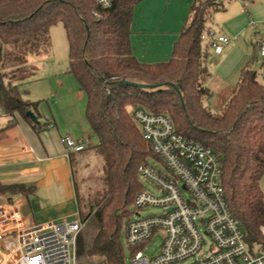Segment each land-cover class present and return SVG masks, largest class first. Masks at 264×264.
<instances>
[{"label":"trees","instance_id":"trees-1","mask_svg":"<svg viewBox=\"0 0 264 264\" xmlns=\"http://www.w3.org/2000/svg\"><path fill=\"white\" fill-rule=\"evenodd\" d=\"M142 1L114 0L105 9L98 0H0V109L11 117L20 113L39 133L48 125L39 120L41 101L26 99L21 85L37 75L29 57L50 51V29L62 22L70 72L85 94L86 119L96 137L79 157L71 155L80 213L75 174L83 159L104 163L100 187L86 198L90 209L76 238L77 264H126L122 233L142 189L139 167L150 157L160 159L133 118L137 107L170 115L177 132L220 156L230 209L248 245L264 249V83L253 67L257 57L213 112L208 104L213 92L205 84L211 43L202 35L228 0H195L171 58L155 63L139 60L131 42L134 10ZM30 110L38 121L27 115ZM0 193L30 199L36 185L0 181Z\"/></svg>","mask_w":264,"mask_h":264},{"label":"built area","instance_id":"built-area-1","mask_svg":"<svg viewBox=\"0 0 264 264\" xmlns=\"http://www.w3.org/2000/svg\"><path fill=\"white\" fill-rule=\"evenodd\" d=\"M113 2L98 0L105 9ZM202 39L211 43L216 54L233 41L214 29L205 31ZM259 52L264 56V41L259 44ZM132 115L166 170L149 160L139 167L140 178L152 182L160 193L142 188L135 198L124 226L126 245L131 250L126 264H264V249L248 245L230 209L220 156L211 147L177 132L168 114L137 107ZM62 140L67 155L91 145L89 138L66 135ZM147 206H164L166 211L142 216L140 209ZM83 226L81 216L72 222L29 224L19 205L10 200L1 203L0 264H77L76 238ZM158 230L163 232L160 251L149 256L143 246ZM205 235L210 236L212 245L203 254Z\"/></svg>","mask_w":264,"mask_h":264},{"label":"crops","instance_id":"crops-1","mask_svg":"<svg viewBox=\"0 0 264 264\" xmlns=\"http://www.w3.org/2000/svg\"><path fill=\"white\" fill-rule=\"evenodd\" d=\"M194 1L143 0L135 7L131 42L139 60L155 63L171 58ZM215 13L224 14L217 19V25L213 23ZM209 27L233 39L221 54H216L210 48L220 61L215 82L218 90L227 91L225 101L239 81L241 70L253 56L257 57L253 67L259 80L264 83V56L259 52V44L264 41V0H228L223 10L213 13ZM52 46L44 55H31L29 62L39 69L54 72L55 88H62L69 81L66 74H72L69 59ZM206 64L208 67V58ZM41 77L37 73L32 82H38ZM210 78L211 75L208 80ZM79 94L80 98H85L84 113L80 110L77 117L68 113L62 118L63 123L53 115H45L39 119L48 125L40 133L20 113L13 117L4 114L5 121L0 124V181L36 185V195L30 199L17 196L11 200L8 195L0 193L3 197L0 204L10 200L19 205L29 224L51 220L58 222L61 218L67 220L68 216L79 213L71 155L79 157L80 154L71 152L67 155L62 140L64 136L71 135L79 140L89 138L91 145L96 143L92 141V130L85 115L86 97L80 88ZM54 103L58 105L60 102L56 99ZM12 121L15 124L10 126ZM261 186L264 191V177Z\"/></svg>","mask_w":264,"mask_h":264},{"label":"rangeland","instance_id":"rangeland-1","mask_svg":"<svg viewBox=\"0 0 264 264\" xmlns=\"http://www.w3.org/2000/svg\"><path fill=\"white\" fill-rule=\"evenodd\" d=\"M204 1V0H203ZM223 13L214 14L213 23L217 25V19ZM51 38L53 43V49H56L58 53H64L65 58L69 59V42L66 36V30L62 22H59L51 27ZM243 38V37H242ZM237 44V42H235ZM233 46V45H232ZM230 46V47H232ZM220 66V61L218 57L210 50V54L208 56V67L211 73V78L208 80L207 85L213 92V98L211 99L212 102L209 105L213 112L219 110L220 106L224 103L225 99L227 98V91L224 89H217L215 79L217 77V67ZM38 75L42 76L41 80L38 82L28 81L23 85V93L27 96L30 100L34 101H41L39 105V112L41 113V117L43 118L46 116L53 115L58 122L63 123V119L66 117L68 113L69 115H73L75 117L78 115V112L82 110L84 113V103L85 98L82 96L80 98L79 94V86L76 78L73 74H66L69 75V81L66 85L62 88H55V80L53 79L54 72H51L48 69L38 68L37 70ZM59 74V73H57ZM61 76V75H60ZM25 91V92H24ZM58 100L60 103L55 105L54 101ZM209 104V103H208ZM72 117V119H73ZM77 117V116H76ZM63 118V119H62ZM71 119V118H70ZM42 123L44 122L42 119H39ZM5 121L4 113L0 109V124ZM92 141H96V137L91 134ZM149 161L156 167L166 170L163 162L160 159H156L154 157H150ZM101 164V165H100ZM104 163H100L96 158L89 157L83 159V163L78 168L75 177L78 181L77 190L79 196L81 198V213H74L71 216H68V221L72 222L81 216L83 219L87 217L90 209L89 206L86 205L87 196L89 194H93L99 187V174L98 172L99 167H103ZM140 182L142 184V188L145 189L147 192L154 193L155 195H159V190L154 186L152 182L147 180L146 178H140ZM180 182V181H179ZM188 195V192H185ZM0 198H3L0 195ZM77 198V197H76ZM133 210V209H132ZM77 211H80L79 206L77 207ZM166 211L164 206H147L140 209V213L142 216L149 215V214H161ZM61 218L58 222L62 221ZM206 244L204 245L203 254L209 252L210 247L212 245V240L210 236H204ZM122 241L124 244V251H125V258L126 261H129L131 256V250L127 247L125 241V229H123L122 233ZM163 242V232L158 230L154 236L148 241L144 246V251L149 255H156L159 253L161 245ZM189 261L179 262L178 264H188Z\"/></svg>","mask_w":264,"mask_h":264},{"label":"water","instance_id":"water-1","mask_svg":"<svg viewBox=\"0 0 264 264\" xmlns=\"http://www.w3.org/2000/svg\"><path fill=\"white\" fill-rule=\"evenodd\" d=\"M141 87H150L151 85H146V84H135ZM155 86V85H154ZM27 115L32 117L35 121H38V116L35 112H33L32 110L27 112Z\"/></svg>","mask_w":264,"mask_h":264}]
</instances>
